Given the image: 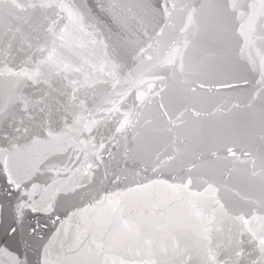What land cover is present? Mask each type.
<instances>
[{
    "label": "water",
    "instance_id": "water-1",
    "mask_svg": "<svg viewBox=\"0 0 264 264\" xmlns=\"http://www.w3.org/2000/svg\"><path fill=\"white\" fill-rule=\"evenodd\" d=\"M0 264H264V0H0Z\"/></svg>",
    "mask_w": 264,
    "mask_h": 264
}]
</instances>
